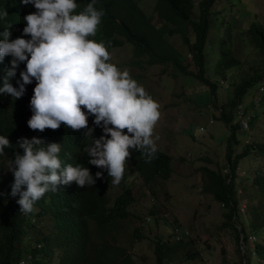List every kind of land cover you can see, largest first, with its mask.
<instances>
[{
    "label": "clouds",
    "instance_id": "9594fccd",
    "mask_svg": "<svg viewBox=\"0 0 264 264\" xmlns=\"http://www.w3.org/2000/svg\"><path fill=\"white\" fill-rule=\"evenodd\" d=\"M17 4L19 19L7 20L0 28V97L5 98L7 94L14 99L22 97L25 85L35 79L30 99L32 115L27 124L31 130L48 131L47 139L43 136L20 138L18 146L21 149L14 151L15 157L11 156L13 160L5 174L11 171L14 176L10 195L18 196L16 202L21 227L25 231L27 223L36 231V223L43 221L37 212L40 203L51 200L45 198L48 196H44L46 192L65 190V186L72 182L77 184L76 189L93 186L97 178L111 179L113 185H118L136 171L135 164L127 162L129 158L150 162L156 153L170 152L164 141L154 134V126L159 118H164L165 108L158 98L152 96L143 82L142 73L135 71L133 65L117 60L115 48L123 39L120 37L121 42L115 46L106 40L105 31L99 28L105 13L95 7V0L78 13L75 0H17ZM7 15L5 9L0 11V19ZM170 35L167 34L169 41ZM187 35L193 39L192 32L187 31ZM132 45L130 61L140 67L141 63L138 65L132 61L137 58L133 57L136 48ZM172 45L184 62L191 60L192 51L186 44V53ZM110 54H114L112 58ZM156 65H162V71L169 67L173 76L188 75L165 63ZM188 69L191 70L190 64ZM238 105L242 106L245 114L248 113L243 102L236 104L235 120L239 124ZM251 115H248L249 127ZM176 121L177 118L170 137L173 139V135L179 133L182 137L176 139L174 151L188 142L187 135ZM209 121L212 122V118ZM197 130H204V126H198L192 133L193 143L203 135L196 134ZM8 147H11L9 139L0 135V154ZM86 155L90 157L88 160H84ZM69 160H79L81 164H64ZM60 185L63 186L58 187ZM237 192L241 189L237 188ZM244 201H241V210L245 208ZM58 202V205L49 207L48 212L54 219L57 212V221L68 227L73 220L71 212L67 206H61V200ZM90 226L94 229V222L91 221ZM108 227V223H101L91 230L92 240V232L104 239L103 242L93 240L98 244L93 245L95 255H98L97 250L106 253L103 243ZM56 232L66 235L63 239L71 250L81 247L60 230L59 225ZM114 245L118 260L131 257L125 245ZM79 258L91 263L100 260L87 256Z\"/></svg>",
    "mask_w": 264,
    "mask_h": 264
},
{
    "label": "trees",
    "instance_id": "16d2710c",
    "mask_svg": "<svg viewBox=\"0 0 264 264\" xmlns=\"http://www.w3.org/2000/svg\"><path fill=\"white\" fill-rule=\"evenodd\" d=\"M232 3L238 6L236 16L240 14V9L243 8L245 2L242 0H231ZM78 7L75 10L77 13L83 11L84 7L92 0H75ZM215 0H155L154 10L157 13L160 24L156 25L151 22L152 16L147 14L138 4V0H95V7L102 9L105 15L101 18V31H105L106 40L112 45H118L121 42L120 37H123L127 42L134 44L136 50L132 61L145 68L159 63H165L175 69L180 70L188 75L198 77L204 82L205 86L209 87V91L213 98L214 108L217 109L218 115L216 119L223 121L229 128V135L225 143L224 167L227 166V171L223 172L224 167L212 168L209 166L202 167V191L211 193L214 198L223 203V208L226 209L220 227L230 229L235 233L236 238V252L239 261L233 264H251V252L255 250L257 253H264V243L257 239L254 244H250L251 240L247 238L250 232L260 237L264 233V170L260 168L255 169L253 177L247 175L245 179L239 180L237 168L241 158L254 152L264 157V137L258 135L250 138V142L241 151L233 145L239 142L237 132L240 129L238 122L235 120L234 108L237 103L243 102L244 95L247 88L257 83L261 76L264 75V68L262 70L256 69L254 72L261 71L257 76L243 77L240 81H229L227 78V71L234 65L240 63L239 58L235 57L231 49L232 30L231 22L220 19L218 14L221 12L216 8ZM20 6V5H19ZM3 9L7 12V17L0 19V28L5 25L7 20L19 19V11L17 0H0V11ZM230 12L231 9H229ZM235 12V11H234ZM234 14V13H233ZM253 18L246 26V31L249 35L250 41L254 47L259 49L264 56V4L261 14L254 13ZM236 21V19H233ZM171 23V26H170ZM98 25V26H99ZM224 25L225 31L222 32L221 42L219 41L218 57L214 63V71L219 75L216 79H211L205 72L206 50L208 34L210 27ZM191 30L193 39L191 40L187 31ZM175 32H182V39L187 45L188 49L192 51L191 60L188 62L191 65V70L188 69L189 64L184 62L180 52L167 39V34ZM227 88L232 86L228 95L227 101L218 103L219 85ZM36 85L35 79L32 83L25 85V92L22 97L14 99L10 94L5 98L0 97V135L6 136L11 144V147L5 148L4 153L0 154V264H31L27 263L32 255H38L40 252L47 253L49 250L57 251L59 259L56 263L47 261L49 264H95L79 257H94L105 261L104 264H133V259L127 257L124 259H117L114 245L116 240L115 228L117 224L112 225L114 219L125 220L132 222L134 220L133 213L128 210V206L136 201V192L140 187H146L153 190L155 185H160L163 188V183L170 176V173L175 172L177 165L185 161V155L176 156L173 159L171 154L164 151L156 153L150 162L141 159L129 158L127 162H133L136 171L132 173L125 180L120 181L118 185H113L111 179L97 178L95 184L86 186L84 188L76 189V183L65 186V190L59 192L48 191L44 196L46 199H51L47 203H40L38 209V216L44 221L42 233L38 239L43 241V245L36 246L28 237L29 233L24 232L21 227V220L19 217L17 199L18 196L13 197L11 193V184L14 181L13 173L10 171L5 174V169L11 163L12 157H15V150L21 149L18 146V141L22 137L31 139L32 137L43 136L47 139L46 129L43 132L34 131L28 127L27 121L32 115L30 108V99L33 95V89ZM18 88V87H17ZM212 101V100H211ZM211 104V103H210ZM262 104V103H261ZM259 105L257 109L262 111L264 106ZM210 105H208L209 107ZM260 117L259 114L251 115L250 124H253ZM159 149V148H158ZM158 151V150H157ZM12 156V157H11ZM90 157L86 155L84 160ZM142 161V162H141ZM71 163L74 166L81 162L79 160L65 161L64 164ZM92 174V173H91ZM238 174V175H237ZM93 175V174H92ZM135 175V176H134ZM94 177V176H93ZM141 180V182H139ZM236 185V188L234 187ZM238 185H242L244 190L247 188V193L242 195L237 192ZM60 185L58 187H61ZM119 187V193L107 194L108 188ZM245 199L247 209L250 212L249 216L245 214V208L240 209L241 201ZM67 206L73 218L69 226L66 227L64 223L60 224L57 221V212L55 219L53 214L48 212L49 207L59 204ZM60 212V211H59ZM163 210L157 209V205L152 204L147 209V213L153 217L155 227H158V220L163 218ZM49 214L52 217L51 238H47L48 231L45 215ZM245 216V218L243 217ZM37 216V217H38ZM37 219V221H40ZM18 220V221H16ZM248 220V222H246ZM94 222L95 228H98L101 223H108L107 237L103 243V251L93 252V245H98L93 242L91 238L90 223ZM139 221L147 222L140 218ZM57 225L60 230H63L74 241L81 244L79 249L71 250L69 243L64 240L65 236L57 233ZM180 225L179 221H175L174 226ZM144 224L139 223L132 228L133 233L138 239H147L149 233L143 232ZM108 233H111L108 234ZM155 241H150L151 255L157 264L164 263L166 256H172V253L181 249L186 252L195 249L200 240L198 237H192L183 233L181 239H176L177 232L171 227L167 232V240L173 239L171 245L159 237V232ZM104 236V235H103ZM163 236V234H161ZM244 245V249L240 247L239 238ZM186 239V240H185ZM93 242V243H92ZM53 244V245H52ZM39 245V244H38ZM55 245V246H54ZM252 245V247H251ZM248 247V248H247ZM29 250L20 261L21 249ZM166 253V256L164 255ZM194 254V253H193ZM193 254H190L191 256ZM113 257H115L113 260ZM144 259L149 258V254L145 252ZM117 261V262H115ZM154 261V262H155ZM223 262H225L223 260ZM38 264V261H35ZM261 264H264L262 261Z\"/></svg>",
    "mask_w": 264,
    "mask_h": 264
},
{
    "label": "rangeland",
    "instance_id": "374dc122",
    "mask_svg": "<svg viewBox=\"0 0 264 264\" xmlns=\"http://www.w3.org/2000/svg\"><path fill=\"white\" fill-rule=\"evenodd\" d=\"M195 2L198 0H194ZM245 2L243 8L240 9V14L236 16V10L238 6L232 3L231 0H215L217 3L216 8L221 12L218 14L220 19L224 18L231 22L232 38L231 49L235 57L239 58L240 63L232 66L227 71V78L229 81H240L243 77L248 78L256 69L262 70L264 68V56L259 49L255 48L253 43L249 39V35L246 31L247 24L255 18L254 13L261 14L263 11L264 0H242ZM233 2H236L234 0ZM154 0H138L139 6L147 13L152 14V21L156 25L160 24L157 14L153 11ZM231 9L232 12L229 11ZM235 11V12H234ZM234 13V14H233ZM236 19V21H233ZM225 31V26L221 28L219 26L212 25L208 34L206 45V63L204 75H207L211 79H216L219 75L214 71V63L218 57L219 41L222 32ZM189 33L192 31L189 30ZM123 41L115 48L117 54H115L119 62H124L133 65L135 71L142 73L144 83L149 88L152 96L158 98L165 108L163 111L162 119H158L154 128H156L155 135L162 139L165 144H174L173 139L168 133V126L175 122L180 124V129L187 135L188 142L185 145H181L180 148H169L170 154L173 159L176 156L186 154L188 157L185 161L180 162L174 174L170 173V176L163 183V188L160 185H155L153 190H149L146 187H140V190L136 192V201L132 202V205L128 206V210L133 213L130 216L134 217L132 222H126L121 219H114L111 223V230H113L114 224H117L115 228L118 230L115 232L116 240L113 241L117 244H123L127 248V254L134 260V264H156L154 257L151 255L150 241H155L157 230L160 234L159 237L165 242L167 240V232L171 230L173 222L179 221L180 225L173 227L177 233H188L192 237H198V246L192 251L186 252L185 249H179L172 253V256H166L164 263L166 264H233L239 261L236 252L235 233L232 230L221 228L219 225L223 219L226 211L223 208L221 202L214 200L211 197V193L203 192L202 189V167L209 166L212 168L224 167V152L225 143L229 135V128L226 124L216 119L218 110L214 108L213 98L209 91V87L204 85L198 77L184 74L171 75L169 67H166V71H162V65H152L149 70L146 71L143 66H137L131 63V52L133 45L126 42L123 37ZM170 41L179 47L183 53H186L187 47L182 41L181 32H175L169 36ZM114 54H110L112 58ZM127 66V65H126ZM221 82L219 85L218 103L227 101L228 95L232 89V86L228 88ZM257 84H253L247 88L244 95L243 102L248 103L249 99L253 97L256 92ZM254 98V104L258 105L259 101ZM212 100V101H211ZM211 103V107L208 105ZM168 108V110H166ZM161 113V108H158ZM253 115L259 114L260 117L250 124V131L239 130L237 132V138L239 142L233 144L238 151H241L250 142V138L261 135L264 137V108L262 111L253 108ZM212 118V122L209 119ZM186 125V126H184ZM203 125L204 130L196 131V134L200 133L202 139L196 140L193 143L192 133L198 126ZM159 144V142H158ZM157 144V145H158ZM73 144L71 148L73 149ZM156 145V146H157ZM196 145V146H195ZM164 148L165 145H163ZM195 146V148H194ZM239 169L237 171L239 180L245 179L247 175L253 177L255 169L260 168L264 170V157L254 152H250L246 158L241 160ZM227 166L222 171L225 172ZM135 176V175H134ZM141 182V180H139ZM236 186V185H235ZM238 189H241L240 194L247 193V188L242 185H238ZM119 187L110 186L107 190V194L119 193ZM245 202V201H244ZM152 204L157 205V209L163 210V218L158 220V227H155L153 217L147 213L148 207ZM244 208V207H243ZM245 214L249 216L250 212L245 206ZM53 217V216H52ZM52 217L49 214L45 215V219L48 220L46 232L47 238H51V225ZM245 218V216L243 215ZM145 219L147 222H141L139 219ZM172 219H174L172 221ZM246 220V222L248 221ZM18 221V220H16ZM139 223L144 224L143 232L149 233L150 236L138 239L133 233L132 228ZM44 221L36 223L35 229L32 225L25 223L24 228L26 230L22 234H26L30 231L28 237L33 242V245H43V241L38 237L44 233L43 230ZM94 230V229H92ZM249 239L250 244H254L257 239L264 243V233L258 237L253 232H250ZM111 235V233H108ZM163 234V236H161ZM93 240L97 242H103L104 239L92 232ZM239 238V243L241 238ZM166 244L171 245V238H169ZM186 240V239H185ZM39 244V245H38ZM53 245V244H52ZM251 245V247H252ZM55 246V245H54ZM241 248L244 249V245L241 242ZM248 248V247H247ZM101 251V250H97ZM30 252L29 250L21 249L20 259ZM145 252L149 254L148 259H144ZM194 253V254H193ZM190 254H193L192 256ZM251 264H261L264 261V253H257L253 250L251 253ZM115 257H113V260ZM59 259L57 251L49 250L47 253L40 252L38 255H32L27 263L35 264H49L47 261L56 263ZM118 259V258H117ZM223 260L225 262H223ZM155 261V262H154ZM117 262V261H115Z\"/></svg>",
    "mask_w": 264,
    "mask_h": 264
},
{
    "label": "crops",
    "instance_id": "0c3cea01",
    "mask_svg": "<svg viewBox=\"0 0 264 264\" xmlns=\"http://www.w3.org/2000/svg\"><path fill=\"white\" fill-rule=\"evenodd\" d=\"M260 74L261 73V71H258V72H254L252 75L255 77V76H257V74ZM257 84V89H256V92L254 93V95H253V97H255V99L257 100V101H259V103H258V105H255L254 104V98L252 97V99L250 98L249 99V101H248V103H246V102H243L244 103V105L245 106H247V110H246V113H248V115H251L252 113H253V108H256V110L259 108V105L261 104V106H264V75H262L261 76V79L256 83ZM261 86H263V88L261 89ZM211 105V104H210ZM258 107V108H257ZM175 128L176 126H175V122L174 123H172V124H170L169 126H168V133H169V135L171 134L170 132H171V129L172 128ZM241 129V128H240ZM241 130H243V129H241ZM245 131H247V130H245ZM248 131H250V129H249V126H248ZM200 134V133H199ZM182 137V134H175V135H173V142H174V144H175V142H176V139H178V138H181ZM199 139H202V137L200 136L199 137ZM166 147H167V149H168V151H169V148H174V147H176L175 145H173V144H166ZM170 152V151H169ZM247 156L248 155H246V156H244L243 158H246L247 159ZM243 158H241L240 159V161H239V163H238V167H239V164L242 162L241 160L243 159ZM202 188V187H201ZM201 188H200V190H201ZM211 197L214 199V200H216L215 198H214V196L213 195H211ZM217 201V200H216ZM174 219H172V221H173ZM248 222V221H247ZM174 224H175V222H173V224H172V226L173 227H176V226H174ZM182 237L180 236V235H176V239H181ZM171 242H174V240L173 239H171ZM96 264H104L105 263V261H94ZM156 264H157V261H156Z\"/></svg>",
    "mask_w": 264,
    "mask_h": 264
},
{
    "label": "built area",
    "instance_id": "2783aa9c",
    "mask_svg": "<svg viewBox=\"0 0 264 264\" xmlns=\"http://www.w3.org/2000/svg\"><path fill=\"white\" fill-rule=\"evenodd\" d=\"M262 88H263V86H261V89ZM236 112H237V116L239 118L240 127L242 129H247L248 128V115L245 114L241 105H238Z\"/></svg>",
    "mask_w": 264,
    "mask_h": 264
}]
</instances>
